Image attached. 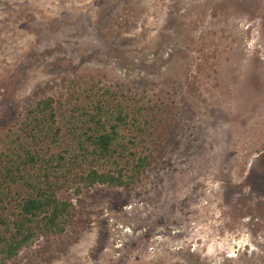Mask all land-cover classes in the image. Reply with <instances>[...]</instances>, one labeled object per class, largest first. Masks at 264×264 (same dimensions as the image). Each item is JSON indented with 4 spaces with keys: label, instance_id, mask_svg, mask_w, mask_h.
I'll use <instances>...</instances> for the list:
<instances>
[{
    "label": "rangeland",
    "instance_id": "1",
    "mask_svg": "<svg viewBox=\"0 0 264 264\" xmlns=\"http://www.w3.org/2000/svg\"><path fill=\"white\" fill-rule=\"evenodd\" d=\"M90 79L174 124L140 182L90 189L5 264H264V0H0V136Z\"/></svg>",
    "mask_w": 264,
    "mask_h": 264
},
{
    "label": "trees",
    "instance_id": "2",
    "mask_svg": "<svg viewBox=\"0 0 264 264\" xmlns=\"http://www.w3.org/2000/svg\"><path fill=\"white\" fill-rule=\"evenodd\" d=\"M86 83L64 114L53 96L42 97L0 136V264L41 235L62 234L76 201L95 186L140 182L151 165L143 150H158L174 124L173 102L145 100L118 83Z\"/></svg>",
    "mask_w": 264,
    "mask_h": 264
}]
</instances>
